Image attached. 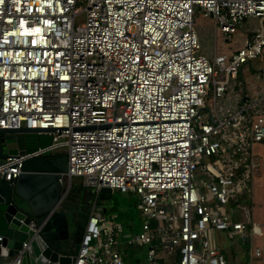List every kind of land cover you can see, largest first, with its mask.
<instances>
[{
	"label": "built area",
	"instance_id": "2783aa9c",
	"mask_svg": "<svg viewBox=\"0 0 264 264\" xmlns=\"http://www.w3.org/2000/svg\"><path fill=\"white\" fill-rule=\"evenodd\" d=\"M80 1L0 0V128H54L49 148L94 194L70 264H127L120 226L96 212L103 187L138 195L141 229L123 244L146 247V264H230L221 232L242 242L263 232L252 209L264 115L249 110L264 99V78L252 100L242 80L233 110L218 99L230 100L243 65L264 55V0ZM197 12L225 40L247 18L259 26L210 60ZM44 150L9 155L0 172L17 178ZM25 248L5 264H21Z\"/></svg>",
	"mask_w": 264,
	"mask_h": 264
},
{
	"label": "water",
	"instance_id": "95a60500",
	"mask_svg": "<svg viewBox=\"0 0 264 264\" xmlns=\"http://www.w3.org/2000/svg\"><path fill=\"white\" fill-rule=\"evenodd\" d=\"M54 131L0 128V165L9 155L45 149L25 159L17 178L7 180L0 172V264L14 262L24 243L21 264H70L79 250L94 194L75 186L67 174L68 156L49 148ZM113 191L101 188L98 199L111 198Z\"/></svg>",
	"mask_w": 264,
	"mask_h": 264
},
{
	"label": "rangeland",
	"instance_id": "374dc122",
	"mask_svg": "<svg viewBox=\"0 0 264 264\" xmlns=\"http://www.w3.org/2000/svg\"><path fill=\"white\" fill-rule=\"evenodd\" d=\"M79 5H84L82 0ZM84 18L85 13L79 14L76 17V24L79 25L82 23ZM194 21V27L201 42V53L210 60H212L216 50L223 51V49H225L226 52H230L233 48L242 45L248 33L259 26L258 19L247 18L244 24L240 26L239 31L236 34H231L225 40L223 34L216 35L215 19L211 15L205 16L203 13L197 12ZM263 69L264 55L244 64L237 79L231 81V86L234 88L231 93V99L228 100L227 97L218 99V106L233 110V107L239 105L240 98L244 93L241 84L242 80L245 82V88L249 95L248 100H252L254 98L253 94L260 90L261 83L263 82ZM222 77L223 75H220V78ZM208 92L209 96L207 98V103H213L212 89L210 88ZM249 112L253 119L264 115V99L260 100L258 105L251 108ZM256 152L258 155L264 157V146L258 145V147H256ZM73 182L82 185V179L80 178H74ZM139 203L140 200L137 194L114 190L111 198L98 199L96 212L105 219H110L116 225L120 226L121 232L118 235V249L122 255H126L133 259L134 264H146V247H125L123 244L126 235L137 233L141 229L143 217L139 208ZM260 204H263V206H260ZM104 208H106L105 212L103 211ZM252 214L255 221L264 224V172L262 178L256 185ZM239 218L240 216H238V219ZM218 240L222 248H224V251L233 246L235 247L233 248L234 253H231V251L228 252L230 264H261L263 257H253L250 252L246 251L245 247H252V245L264 247V233L252 236L246 243L243 242L245 244H242L240 242L241 240L238 238H228L224 232L219 234Z\"/></svg>",
	"mask_w": 264,
	"mask_h": 264
},
{
	"label": "crops",
	"instance_id": "0c3cea01",
	"mask_svg": "<svg viewBox=\"0 0 264 264\" xmlns=\"http://www.w3.org/2000/svg\"><path fill=\"white\" fill-rule=\"evenodd\" d=\"M249 34V33H248ZM243 44V43H242ZM241 46V45H240ZM240 46H237V47H235V48H238V47H240ZM235 48H233V49H235ZM232 49V50H233ZM218 52H220V51H218ZM222 52H226V50L225 49H223V51ZM264 75V74H263ZM262 86H263V83H261V86H260V90L258 91V92H260L261 91V89H262ZM257 92V93H258ZM257 93H255V94H253V95H256ZM259 182V181H258ZM257 182V183H258ZM257 183H256V185H257ZM256 185H255V193H256ZM255 198V197H254ZM260 206H263V204H260ZM258 222V221H257ZM260 223V222H259ZM262 224V223H261ZM262 230H263V232H262V234L264 233V224H262ZM235 239V238H234ZM220 242V241H219ZM242 244H245V243H243L242 241H240ZM221 244V243H220ZM244 246V245H243ZM261 247V246H260ZM233 248H235L234 246L232 247V248H229L228 250H225L224 251V248H222L223 249V251H224V253H225V255H226V257H227V259H228V261H229V255H228V252L229 251H231V253H234V251H233ZM246 248V247H245ZM262 248H264V247H262ZM246 251L247 252H250V253H252V249H251V247L249 248V250L246 248ZM263 257V259L261 260V264H264V255L262 256ZM230 262V261H229Z\"/></svg>",
	"mask_w": 264,
	"mask_h": 264
},
{
	"label": "trees",
	"instance_id": "16d2710c",
	"mask_svg": "<svg viewBox=\"0 0 264 264\" xmlns=\"http://www.w3.org/2000/svg\"><path fill=\"white\" fill-rule=\"evenodd\" d=\"M64 153H60V154H58V155H63ZM75 186L76 187H83V185H81V184H75ZM248 250H249V248H250V246H248V247H246ZM124 259H125V262L127 263V264H134L133 263V259H131L130 257H127L126 255L124 256Z\"/></svg>",
	"mask_w": 264,
	"mask_h": 264
},
{
	"label": "flooded vegetation",
	"instance_id": "af4514ba",
	"mask_svg": "<svg viewBox=\"0 0 264 264\" xmlns=\"http://www.w3.org/2000/svg\"><path fill=\"white\" fill-rule=\"evenodd\" d=\"M88 208L90 209V205L88 206Z\"/></svg>",
	"mask_w": 264,
	"mask_h": 264
}]
</instances>
